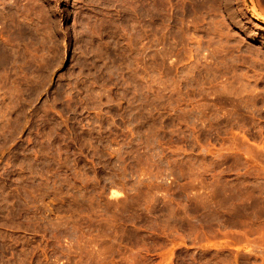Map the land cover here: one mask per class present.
<instances>
[{"label":"rangeland","instance_id":"1","mask_svg":"<svg viewBox=\"0 0 264 264\" xmlns=\"http://www.w3.org/2000/svg\"><path fill=\"white\" fill-rule=\"evenodd\" d=\"M0 264H264V0H0Z\"/></svg>","mask_w":264,"mask_h":264},{"label":"bare ground","instance_id":"2","mask_svg":"<svg viewBox=\"0 0 264 264\" xmlns=\"http://www.w3.org/2000/svg\"><path fill=\"white\" fill-rule=\"evenodd\" d=\"M260 17H261V16H260ZM260 17H259V18H260ZM261 19H263V18H261Z\"/></svg>","mask_w":264,"mask_h":264}]
</instances>
